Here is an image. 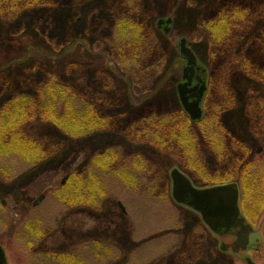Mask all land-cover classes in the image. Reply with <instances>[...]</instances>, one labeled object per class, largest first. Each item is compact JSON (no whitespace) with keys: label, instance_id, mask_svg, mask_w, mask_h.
I'll use <instances>...</instances> for the list:
<instances>
[{"label":"rangeland","instance_id":"rangeland-1","mask_svg":"<svg viewBox=\"0 0 264 264\" xmlns=\"http://www.w3.org/2000/svg\"><path fill=\"white\" fill-rule=\"evenodd\" d=\"M181 38L207 70L198 122L177 96ZM53 78L108 125L75 138L39 117L20 123L48 146L36 162L0 120L8 264H264V243L223 252L172 200L169 178L179 168L200 187L241 184L248 163L262 169L264 0H0V110L15 114L18 96H38ZM259 208L252 198L248 209ZM251 223L264 231V213Z\"/></svg>","mask_w":264,"mask_h":264},{"label":"water","instance_id":"water-1","mask_svg":"<svg viewBox=\"0 0 264 264\" xmlns=\"http://www.w3.org/2000/svg\"><path fill=\"white\" fill-rule=\"evenodd\" d=\"M170 24L169 18L158 22L159 28L165 34L169 33ZM178 49L182 60L186 63L182 76L184 82L177 86L178 96L182 108L191 121L197 122L204 114L202 102L207 91V70L198 62L186 38L180 39ZM196 74L198 76H195ZM194 79L195 84H193ZM170 177L171 194L175 203L189 208L201 217L203 223L219 240L223 252L246 253L253 248V245L257 248L262 243L261 230L256 229L242 212L240 187L237 182L197 188L178 168L170 172ZM42 199L43 197L37 203ZM245 261L247 264H255L250 257H246ZM0 264H8L6 252L1 245Z\"/></svg>","mask_w":264,"mask_h":264},{"label":"trees","instance_id":"trees-1","mask_svg":"<svg viewBox=\"0 0 264 264\" xmlns=\"http://www.w3.org/2000/svg\"><path fill=\"white\" fill-rule=\"evenodd\" d=\"M51 78V77H50ZM76 95V92L67 84L59 82L56 78L50 79L47 83L38 90V96H18L19 99L24 101L21 105L14 106L16 113L4 111L5 105H3V110H0L2 117L1 121L5 122L8 128L5 130H11L10 133L15 134L14 139L16 143H21V147L30 146L37 150L36 162H39L47 156L48 146H42L37 143L32 138L20 133L19 124L27 123L34 117H39L43 121H48L50 124L58 128L60 131L69 134L72 137H85L105 129L108 125L105 114L99 110L97 105L92 103H87L88 105H82V99L80 96ZM44 100L41 104L40 101ZM18 106V107H17ZM33 111V112H32ZM20 116L22 121L18 122L16 119V126L14 128L13 121L10 119L13 116ZM5 138L3 137L0 141V148L4 147ZM2 145V146H1ZM236 148L241 149L242 146L237 143ZM7 152L9 150L3 148ZM2 149V150H3ZM241 154V152H238ZM263 167L258 169V171H251L250 165L248 163L247 173L241 175L240 178V190L242 198V209L245 215L251 222H254L260 218L264 213V158L261 160ZM70 179V178H68ZM227 182L228 180H221ZM255 197V198H254ZM253 199H256L260 205L258 212L256 210L250 211L248 209V204ZM250 199V201L248 200ZM258 209V208H257ZM263 236V241L258 245V249L264 243V231L260 228ZM258 251V250H257Z\"/></svg>","mask_w":264,"mask_h":264},{"label":"flooded vegetation","instance_id":"flooded-vegetation-1","mask_svg":"<svg viewBox=\"0 0 264 264\" xmlns=\"http://www.w3.org/2000/svg\"><path fill=\"white\" fill-rule=\"evenodd\" d=\"M160 21V20H159ZM158 21V22H159ZM195 76H198V74H196ZM184 82V80L183 79H181V81H179L177 84H176V90H177V86H178V84H180V83H183ZM193 84H195V79L193 80ZM206 93V92H205ZM177 96H178V91H177ZM178 98H179V96H178ZM181 172H183L181 169H179ZM172 171V170H171ZM184 173V172H183ZM187 177H189L191 180H192V182H193V184L195 185V187H197V188H201V187H199L195 182H194V180L189 176V175H187L186 173H184ZM68 177V176H67ZM169 178H170V176H169ZM67 179V178H66ZM170 182H171V179H170ZM63 183H65V182H63ZM172 182H171V184H170V196H172ZM194 212V211H193ZM195 213V212H194ZM197 214V213H196ZM198 215V214H197ZM198 217H199V215H198ZM200 218V217H199ZM201 219V218H200ZM219 243V242H218Z\"/></svg>","mask_w":264,"mask_h":264}]
</instances>
